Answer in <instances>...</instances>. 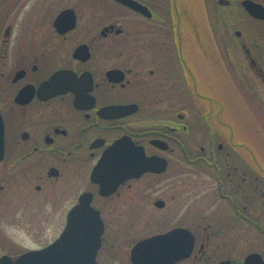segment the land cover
I'll return each instance as SVG.
<instances>
[{
  "label": "flooded vegetation",
  "instance_id": "flooded-vegetation-1",
  "mask_svg": "<svg viewBox=\"0 0 264 264\" xmlns=\"http://www.w3.org/2000/svg\"><path fill=\"white\" fill-rule=\"evenodd\" d=\"M244 1L206 45L178 0H0V222L16 190L14 215L59 225L26 250L72 224L95 264H264V18Z\"/></svg>",
  "mask_w": 264,
  "mask_h": 264
},
{
  "label": "rangeland",
  "instance_id": "rangeland-1",
  "mask_svg": "<svg viewBox=\"0 0 264 264\" xmlns=\"http://www.w3.org/2000/svg\"><path fill=\"white\" fill-rule=\"evenodd\" d=\"M210 11L211 17L208 21H205L202 10L206 9ZM178 8L184 10L183 17L188 19L190 23V29L195 39L205 43L206 45L212 44L214 41L213 28L218 32L219 20L223 19L225 26L233 28L236 25L235 18V6L233 5H221L218 4L217 0H207L205 3L203 0H178ZM209 17V16H208ZM205 21V23H204ZM207 22V23H206ZM208 24V26H207ZM221 25V21H220ZM207 78H210L216 83L218 91H224L225 94L232 93L233 90L223 85L224 80L222 77L214 71L215 65L210 61H207ZM226 82V80H225ZM234 105V103H231ZM258 133L261 138L264 136V130L258 126ZM264 141V138H262ZM259 143L260 151L264 153V143ZM18 192L16 190L9 192L3 199L6 202V207L2 211V219L0 222V252H11L18 254L28 248L41 246L45 244L49 239L47 236L42 234L48 232H56L59 228L57 226L45 225L44 223L32 224L25 222L24 218L18 213L14 215L15 211V198ZM2 201V202H3ZM52 238V237H51Z\"/></svg>",
  "mask_w": 264,
  "mask_h": 264
},
{
  "label": "water",
  "instance_id": "water-1",
  "mask_svg": "<svg viewBox=\"0 0 264 264\" xmlns=\"http://www.w3.org/2000/svg\"><path fill=\"white\" fill-rule=\"evenodd\" d=\"M223 1V0H221ZM244 5L247 9L254 15L264 18V7L258 3H255L251 0H245ZM3 129L0 130V148L1 156L3 153ZM108 160L106 157L102 161L101 165L96 169L97 172H93V177L100 181L103 186L107 185L106 182V169H107ZM143 169L142 166H137V163L131 168L130 172H121L118 175L121 177H126L128 175L138 174ZM66 242V240H64ZM151 242L155 241L154 239L150 240ZM64 243V242H63ZM62 239H58L50 246L40 249L32 250L25 252L19 255L16 258L10 257L9 255H4L0 258V264H93L94 256L93 251H86L84 256L70 254L68 252L62 251ZM95 247V246H94Z\"/></svg>",
  "mask_w": 264,
  "mask_h": 264
}]
</instances>
